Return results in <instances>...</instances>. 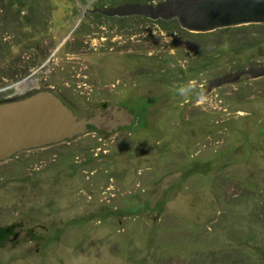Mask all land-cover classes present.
<instances>
[{
  "label": "rangeland",
  "instance_id": "1",
  "mask_svg": "<svg viewBox=\"0 0 264 264\" xmlns=\"http://www.w3.org/2000/svg\"><path fill=\"white\" fill-rule=\"evenodd\" d=\"M19 1L33 5L37 28L15 18L28 15ZM91 1L0 0V101L54 87L69 93L79 118L104 103L135 117L0 161V226L34 232L17 246L0 242V264H264V76L208 92L214 79L264 65V32L193 33L151 19L135 28L123 19L115 35L108 20L91 26ZM56 20L69 29L46 35ZM32 35L56 55L23 69L39 83L9 80L8 65H29Z\"/></svg>",
  "mask_w": 264,
  "mask_h": 264
},
{
  "label": "water",
  "instance_id": "2",
  "mask_svg": "<svg viewBox=\"0 0 264 264\" xmlns=\"http://www.w3.org/2000/svg\"><path fill=\"white\" fill-rule=\"evenodd\" d=\"M90 13L87 11V14ZM111 16H143L151 20H176L188 32L208 33L218 29L250 24H264V0H165L151 4H124L106 8ZM264 76V65L248 66L210 82L212 89L236 84L242 77ZM129 110L109 105L89 117L79 118L50 91L0 103V161L16 153L71 140L85 134L92 126L112 132L134 121Z\"/></svg>",
  "mask_w": 264,
  "mask_h": 264
},
{
  "label": "flooded vegetation",
  "instance_id": "3",
  "mask_svg": "<svg viewBox=\"0 0 264 264\" xmlns=\"http://www.w3.org/2000/svg\"><path fill=\"white\" fill-rule=\"evenodd\" d=\"M97 3L102 4V5L98 4L95 8H91L90 7L93 4L96 5ZM124 4H138V3H124V2L122 3L119 0H92L88 4L87 11L90 12V14L92 13L91 16H94L96 18V21L94 20L93 23L91 24V26L93 28H95V27L101 28V25L105 24L104 21L108 20L109 23L112 22L111 23V29L116 31L115 35H117V32H118V34H121V31L123 30V28H125L122 25L123 22L121 21L123 19H132V20H134V21H130V22L128 21L129 22L128 24H130L131 26H133L135 28H137V24H135V23H137L138 19H146V20L148 19L149 20V18H146V17H143V16H124V17H121V16L106 15V14L103 13V10H105L106 8H114V7H117V6H120V5H124ZM139 4H148V3L144 2V3H139ZM80 5L81 4L79 2L75 3V5L73 4V6L76 7V9H74L76 16H77V12L79 10ZM52 17L53 16H46L44 18L47 19V20H51ZM86 17H87V15H86ZM15 18H17L18 21L21 22V23L25 22L26 24H31L32 25V23L34 22V19L38 18V16L28 14V15H18V16H15ZM46 22H49V21H46ZM67 23H68V20H66V21H57L56 20V22L55 23L53 22L52 25L49 24L48 26H46V29H48L51 26H53L51 30H47L48 33H46V35H50V33L53 32L55 29H58V33L62 32V31H66L70 27L69 25H67ZM39 26L44 27L43 24H41ZM27 27H30V26L28 25ZM33 27L37 28L38 25L34 24ZM130 31L133 32V33L129 34L131 36L137 34L136 29H135V31H133V30H130ZM72 34H73V32H71L68 36L66 35L67 37H65V39H66L65 40V44L60 46V50L64 49L63 47H65V45H67L68 40L71 38ZM37 36L32 35V37L30 36V39H28V41H30V42L33 41L32 43H29L30 45H34V47H32V49L31 48H24L23 49L24 53L25 52L26 53H31V51H33L32 52V56L29 57V59H27L30 62L29 65L27 66L28 68L27 67L23 68L24 67L23 63H22L23 61H20V63H14L13 65L16 66V67L12 66V64L9 63L10 64V65H8V67H9V69H8L9 70V75L7 76V78L9 80H13L14 79L12 73L10 72V69L13 68L12 70H17L18 72H20L17 75H15L16 79L22 78L23 82L28 83V85H31L33 82L39 83L38 77H34V75L36 73H28V72H30L33 68H36L37 70H40L41 68H44L46 65H50L49 62H51L52 57L55 56L56 53H54L52 55V52L50 50H48V49H42L41 47H39V49H38V47L36 45L40 43L42 35L40 37H37ZM131 36L129 37V39H131ZM25 37L26 36H24V38ZM79 41L80 42H79V46L78 47L81 48V46H82V48H84V49H81V51H84V52L88 51L89 49L87 47H85L84 45H81L83 43V40H79ZM131 41H133V40H131ZM52 43H53V41L51 42V44ZM71 43H72V41H71ZM78 47L75 48V50H74L75 52H78L80 50V49H77ZM90 60L93 61L92 58ZM87 61H89V60H87ZM91 61H89V62H91ZM119 64H120V62H119ZM51 65L53 67L52 69L57 68V63L56 62L52 63ZM96 65H98V67H99L98 70L99 71L104 70L105 69V57L104 58L100 57L99 59L97 58ZM115 68L119 70L120 67L118 66V64H116ZM23 69L24 70H30V71H23ZM35 72H36V70H35ZM83 75L87 77L85 84H87L88 81L90 82L91 77H88L85 73H83ZM29 77H31L32 79L29 80ZM72 78H74V77L72 76ZM55 83H56V81H55ZM65 84H67V83H65ZM92 85H94V84H92ZM35 90L36 91H50L51 93H53L54 95L59 97L63 101L64 104H66L70 109H72V111H74L73 108L70 105V103H73V99H72L71 96L68 95L69 94L68 92H63L60 89L56 90L54 87L51 90H49V89L47 90V88L41 89L40 87L35 88ZM31 91H33V90H31L30 88H26V91L23 92L22 95L20 94V97L21 96L22 97H26V95H29ZM94 92H95V86L90 88V90L88 92H86V94L89 93V95H91ZM76 97H77V95H76ZM16 98H18V97L15 96L12 99H16ZM9 100H11V99H9ZM109 105H112V104L111 103H104L102 105L101 109L98 112L103 111ZM121 128H124V127H121ZM92 129H94L95 131L105 132L103 130H98V129L94 128V127ZM11 231L12 230H11L10 227H1L0 226V242H4V243H8V244H12L14 246H17V245L21 244L22 242H24L26 240H30V241L33 240L32 239L34 237L33 230H20L18 232H13L12 234H11Z\"/></svg>",
  "mask_w": 264,
  "mask_h": 264
},
{
  "label": "trees",
  "instance_id": "4",
  "mask_svg": "<svg viewBox=\"0 0 264 264\" xmlns=\"http://www.w3.org/2000/svg\"><path fill=\"white\" fill-rule=\"evenodd\" d=\"M20 3H23V4H20L19 5V9L20 8H23V7H25V9H26V11H27V13L28 14H30V15H34V14H36V12H35V10H34V8L32 7L33 5L32 4H24V2L25 1H19ZM142 3V2H141ZM23 6V7H22ZM8 7H10V6H8ZM20 13V12H19ZM155 21H157V20H155ZM161 21V20H160ZM176 21V20H175ZM177 22V21H176ZM178 23V22H177ZM180 26V25H179ZM254 29H256V30H259V31H261V32H264V24H250V25H243V26H238V27H229V28H224V29H218V30H215V31H213V32H217V33H219V32H221V31H228V32H232L233 34H235V33H240V32H247V31H250V30H254ZM212 33V32H211ZM257 40L258 39H254L253 40V42H252V44H254V43H256L257 42ZM240 43H241V41H239ZM242 46V45H241ZM13 69V68H12ZM12 69H10V72L12 73V75H13V77H14V79H15V75H17L18 73H20V72H18L17 70H12ZM27 96H29V95H27ZM26 96V97H27ZM24 98V97H23ZM7 100V99H6ZM8 101H12V100H7V101H0V103H4V102H8ZM92 116V115H91ZM89 117V116H88ZM89 128H93L92 126H89ZM67 141H69V140H67Z\"/></svg>",
  "mask_w": 264,
  "mask_h": 264
}]
</instances>
